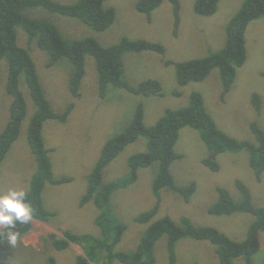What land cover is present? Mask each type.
I'll use <instances>...</instances> for the list:
<instances>
[{"label":"rangeland","instance_id":"obj_1","mask_svg":"<svg viewBox=\"0 0 264 264\" xmlns=\"http://www.w3.org/2000/svg\"><path fill=\"white\" fill-rule=\"evenodd\" d=\"M73 3L76 0H54ZM137 0H107V6L116 10L114 23L105 31H95L82 21L51 13L41 7L28 9L31 17L51 20L61 30L75 38L88 36L96 38L103 46L119 43L122 39H146L162 43L164 54L151 50L126 52L124 78L133 86L147 79H158L163 87V95H137L126 88L108 85L102 94L96 62L93 56L85 59V75L78 94L70 88L71 63L62 59L48 66L49 56L36 43L28 45V36L22 28H17L18 44L28 47L39 74L45 95L56 113H63L70 104L72 111L67 120L61 122L49 119L43 124V138L49 150L54 178H71L67 182L52 184L47 182L42 191L45 208L55 211L51 221L32 219V229L23 235L13 247L0 243V260L11 264H47L49 258L55 264H76V257L84 255L81 245L72 243L65 250H58L49 235L63 237L69 229L79 234L100 235L96 223L99 209L91 200L80 205L86 193L87 177L99 160L103 147L111 138L122 132L138 105L142 103L144 122L155 124L168 108L187 105L193 91L203 95L207 110L219 128L229 135L255 142L252 123L264 130V18L252 20L246 29L247 59L237 69L236 78L230 90L222 96L223 86L219 70L214 68L202 81L189 82L180 86L177 79L176 62L200 58L220 50L226 40V26L242 5L243 0H220L217 11L211 16L199 15L194 11L195 0H179L180 21L175 32L173 4L164 0L152 13L151 20L137 11ZM171 60L175 63L167 64ZM8 62H0V133L10 120L13 97L7 90ZM20 90L27 104V114L23 120L17 139L11 145L7 156L0 164V191L10 188L30 190L32 178L37 169V160L28 142V129L36 110L24 74L20 75ZM179 91L180 93H177ZM261 97V110L253 105V95ZM224 97V98H222ZM147 149V138L139 137L130 143L113 159L103 171V182L124 176L128 172L130 155ZM175 151L180 155L171 164V172L179 185L196 184L190 198L178 193L162 190L159 211L153 220L170 216L179 222L186 216L195 225L216 227L234 240L246 238L255 215L235 212L231 215H215L209 207L218 199V187L223 186L239 200L240 193L236 181H243L250 189L254 206L264 207V172L258 179L250 164L246 151L223 152L215 156L220 164L218 171L211 170L203 160L209 155L200 133L195 128L185 126L180 130ZM156 163L139 171V177L132 185L115 191L111 204L115 215L127 224V230L117 245V250L136 249L148 224L134 219L142 212L154 207L157 198L152 190L156 174ZM168 237L165 234L155 246L156 263L169 264L167 253ZM176 252L179 264H220L215 246L207 240L183 238L177 242ZM95 264V263H92ZM113 264H122L115 260ZM235 264H247L237 258ZM252 264H264V232L261 234V248L253 257Z\"/></svg>","mask_w":264,"mask_h":264},{"label":"trees","instance_id":"obj_2","mask_svg":"<svg viewBox=\"0 0 264 264\" xmlns=\"http://www.w3.org/2000/svg\"><path fill=\"white\" fill-rule=\"evenodd\" d=\"M107 0H76L73 3H61L54 0H0V62H8L7 90L13 97L10 120L5 130L0 133V164L7 156L13 142L17 139L21 124L27 114V104L20 90V75L24 74L30 94L36 106L28 129V142L37 160V169L31 181L28 202L33 209V218L50 222L56 212L45 208L42 191L47 182L60 184L71 178H54L49 150L43 138V124L49 119L64 122L72 111L70 104L63 113L52 110L47 99L36 64L28 47L18 44L17 28H22L28 36V45L36 43L39 49L49 56L48 66L66 59L72 65L69 85L71 91L77 95L85 75V59L87 55L94 57L102 94L108 85L126 88L137 95H163V87L158 79H147L137 86L131 85L125 78L123 55L126 52H141L144 50L164 54L165 46L160 42L146 39H127L109 46H103L91 36L75 38L64 33L55 22L43 18L29 16L26 11L41 7L51 13L69 16L82 21L95 31L108 29L115 21L116 10L105 4ZM164 0H137V11L144 13L151 20L152 13ZM175 15V32L180 21L179 0H170ZM220 0H195L194 11L199 15L211 16L218 8ZM264 18V0H243L241 7L226 26V40L224 46L207 56L193 58L175 63L177 79L180 86L189 82L204 80L214 68L220 73L224 96L231 88L237 69L247 59L246 29L249 23L257 18ZM180 93L179 91H176ZM224 98V97H222ZM253 105L261 110V97L253 95ZM145 111L142 103L135 110L126 128L111 138L103 147L101 156L87 177L88 186L80 205L94 200L99 214L96 223L100 228V235L88 233L79 234L69 229L64 230L63 237L51 233L49 238L58 250L67 249L72 243L79 244L84 249V255L76 257V264H113L115 260L122 264H155V246L165 236L168 237L167 253L169 264H179L176 252L177 242L183 238L207 240L214 246L220 264H235L237 258H243L247 264L253 263V257L261 248V234L264 232V207L254 206L248 186L241 180L236 181L240 193L239 200L235 199L228 189L218 187V199L209 207V212L215 215H231L235 212H248L255 215L246 238L238 241L229 237L216 227L195 225L190 218L183 216L177 222L170 216H163L153 220L159 211L161 193L163 189L180 194L185 201H190L195 192L196 184L179 185L172 172V162L180 157L175 151L180 130L190 126L199 131L200 136L209 150V155L203 162L211 170L218 171L220 164L213 157L220 153L246 151L250 157L258 179L264 172V130L255 122L251 128L255 135V142L235 138L217 125L215 119L207 110L203 95L193 91L187 105L180 108H168L153 125L144 122ZM147 138V149L137 152L128 158V172L126 175L103 182L105 167L115 159L127 145L135 142L139 137ZM156 163L157 170L152 182V190L157 198L154 207L135 217L138 223L148 224L136 249L132 251L117 250L127 224L122 222L114 213L111 197L115 191L126 188L135 183L142 168ZM32 220L28 225H17L14 229L21 237L32 229ZM7 228L0 229V243H9ZM0 264H11L0 260ZM47 264H55L49 258Z\"/></svg>","mask_w":264,"mask_h":264},{"label":"clouds","instance_id":"obj_3","mask_svg":"<svg viewBox=\"0 0 264 264\" xmlns=\"http://www.w3.org/2000/svg\"><path fill=\"white\" fill-rule=\"evenodd\" d=\"M32 219L33 209L25 190L10 188L7 192L0 191V229H8L9 245L14 247L21 238V234L14 230L16 226L28 225Z\"/></svg>","mask_w":264,"mask_h":264},{"label":"water","instance_id":"obj_4","mask_svg":"<svg viewBox=\"0 0 264 264\" xmlns=\"http://www.w3.org/2000/svg\"><path fill=\"white\" fill-rule=\"evenodd\" d=\"M215 155L213 154V157H214Z\"/></svg>","mask_w":264,"mask_h":264}]
</instances>
